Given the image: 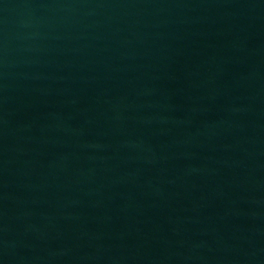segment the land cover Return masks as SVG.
<instances>
[{
    "label": "water",
    "instance_id": "obj_1",
    "mask_svg": "<svg viewBox=\"0 0 264 264\" xmlns=\"http://www.w3.org/2000/svg\"><path fill=\"white\" fill-rule=\"evenodd\" d=\"M0 264H264V0H0Z\"/></svg>",
    "mask_w": 264,
    "mask_h": 264
}]
</instances>
